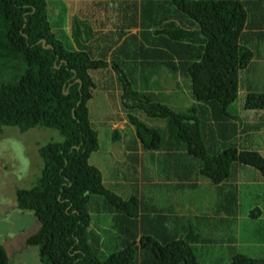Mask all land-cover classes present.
<instances>
[{"label": "trees", "instance_id": "trees-1", "mask_svg": "<svg viewBox=\"0 0 264 264\" xmlns=\"http://www.w3.org/2000/svg\"><path fill=\"white\" fill-rule=\"evenodd\" d=\"M110 4L120 8L128 29L103 33L73 19L67 36L62 27L71 20L65 2L0 0V130L38 128L54 135L38 149L42 163L30 181L36 180L14 194L16 208L31 212L40 225L26 246L37 249L40 264H264V257L235 253L206 263L208 256L194 247L193 237L179 236L184 225L169 216L173 191L192 192L201 179L217 191L237 190L230 181L243 167L245 175L256 170L264 181V152L251 149L257 145L253 137L235 139L246 111H264L263 83L260 89H245L238 111L230 107L254 58L249 45L264 41V0ZM184 16L189 24L192 19L193 28L185 27ZM168 17L173 19L168 22ZM134 30L138 34H129ZM47 45L51 48L45 49ZM155 71L186 74L181 79L190 80L187 87L195 102L175 111L160 104L156 93L149 92L157 84L146 81ZM95 89L119 94L124 118L135 131L126 152L120 153L128 156L124 172L110 168L114 183L122 176L126 182H155L153 170L162 182L156 188L163 192L160 196L122 198L89 164L100 146L87 108ZM141 116L164 120L166 126H149ZM216 125L221 138L214 141ZM137 142L144 153L137 158L149 152L148 163L157 171L142 167L140 177L135 170ZM236 199L232 195L224 209L234 210ZM93 211L112 217H99V224L91 225ZM203 223L211 232L212 220ZM0 264H9L1 244Z\"/></svg>", "mask_w": 264, "mask_h": 264}, {"label": "rangeland", "instance_id": "rangeland-1", "mask_svg": "<svg viewBox=\"0 0 264 264\" xmlns=\"http://www.w3.org/2000/svg\"><path fill=\"white\" fill-rule=\"evenodd\" d=\"M61 1L66 3V17L69 19L72 17L81 18L83 10L89 7V0ZM48 2H55V0H47V4ZM105 10H109L108 5L105 6ZM112 11L115 12L113 9ZM120 13L119 8L118 15ZM67 20L59 22L65 24ZM49 21L51 22V20ZM118 29L116 28V30ZM64 30L68 33V29ZM138 32V30H134L131 31V34H138ZM249 47L250 52L254 54V60L251 59L245 67V75L248 77L251 88L260 89L261 83L264 86V41L258 39ZM109 58L110 56L107 60ZM107 71L114 75L112 70ZM158 72L155 71L152 77H147L146 81L150 83V86L157 84L154 86V90L149 89V92L156 93L160 104L170 109L189 108L193 104L192 96L189 93L190 89L182 83L181 77L178 74L169 76L166 73L159 74ZM141 85L142 83L138 80L137 87L140 88ZM244 92L245 89H238V99L230 106L231 110L238 111L240 109ZM94 95L95 97L87 103V108L92 126L98 132L100 146L98 152L90 156L89 164L100 170L104 178V185L122 198L134 194L145 198L149 197V194L160 196L163 192H156V188L162 182L153 170L149 171L155 182L142 179L137 180V182H126L127 177L122 176V179L118 177V183H114L116 176L111 173L110 168L114 165L119 173L124 172L128 156L123 157L120 153L125 151V147L130 144V141L132 142L135 134L132 126H129L124 118V107L117 92L113 96H109L95 89ZM118 117H120V121H117ZM201 119L207 122L205 119ZM140 120L149 126L160 129L166 126L163 121L147 119L146 116H141ZM205 130H207L206 127ZM114 133H117V138H114ZM208 133L209 130L203 134L207 136ZM53 136L47 130L38 128L26 132H19L15 127H3L0 130V244L6 251L9 264H40L36 255L37 249L26 246L27 239L39 230L40 225L31 212L16 208L14 194L17 189H27L36 180L31 182L29 177L36 174L40 163H42L37 150ZM263 144L259 143L255 146V149L253 147L251 149L255 151L262 148ZM134 145L138 149V146ZM146 153L149 156V152ZM134 154L137 158V152H134ZM137 161L138 164L135 170H138V172L140 170V177L142 176V167H151L157 171L156 167L148 163V157L138 156ZM237 169L241 172H237ZM237 169L234 178L240 180L243 176L242 170L245 168L239 167ZM126 172L132 173L133 170H127ZM253 173V175L242 178L241 184L234 183L237 190L217 191L216 187L211 186L208 194L204 190L197 192L196 190L192 192L177 190L169 196L174 206L172 215L179 219L182 226L184 225L182 229L184 234L191 233L194 236L192 240V242L195 241L193 243L194 247L197 249L202 248L203 254L208 256V259H205L206 263L218 261L217 258H221L223 254L231 255L235 250L233 248H237L253 239L264 242V189L258 188L263 185L264 181L259 172L255 170ZM144 174H146V171ZM117 175L119 176V174ZM259 178L261 179L259 180ZM243 182L245 184L242 187ZM248 183H251L252 186L248 187ZM117 184L118 186L115 187ZM245 187L248 189L245 190ZM259 192L261 194L258 197H253L254 194ZM232 195L237 197V205L234 210L233 206H228L225 210L227 200ZM213 207H223L219 210V216L223 218V221L226 220L224 225L227 228L218 235L203 231V223L200 222V217L204 216ZM209 214L213 215L210 211ZM105 216H108L106 212L97 214V211H93L91 225L96 224L97 226L99 219H101L99 217ZM227 216L230 217L226 218ZM108 217H112V215Z\"/></svg>", "mask_w": 264, "mask_h": 264}, {"label": "crops", "instance_id": "crops-1", "mask_svg": "<svg viewBox=\"0 0 264 264\" xmlns=\"http://www.w3.org/2000/svg\"><path fill=\"white\" fill-rule=\"evenodd\" d=\"M88 2H89V7H87L82 12L83 19H85L91 25L92 28H102V29L111 28V26L108 25L109 21L106 17L107 14L104 10V7L98 6L100 4V2L97 0L96 1L89 0ZM180 18H181L182 23H184V24H187L189 22V19L186 16L180 17ZM94 24L96 26H94ZM243 85H244V89H251L249 86V83H247V78L245 77V75L243 76ZM183 92H185V91H183ZM222 123L230 126V124L228 122H222ZM217 125L213 128V130L215 132L214 141L221 138V133L219 132ZM237 126H238V134H237L235 139H237L240 136L244 137L245 139H247L249 137H253L256 144L264 143V111H257V110L246 111L244 114V119L241 121L240 124H237ZM229 128H231V127H228L226 129V131ZM225 133H224V135H225ZM245 139H243V140H245ZM137 146L139 148V151H137V154H139V155L144 154L143 151L141 150L140 146L139 145H137ZM260 151L264 152V145H262V148H260ZM246 177H248V175H245L243 173V176H241L240 180L237 178H234L232 181H230V183L232 185H233V182L234 183L237 182L238 184H241L242 178H246ZM260 179L261 178H259V180ZM198 184H199V188L196 189V192L199 190H204L206 192V194H208L209 188L211 187V185H209L206 181H204L202 179L198 182ZM244 184L245 183L243 182L242 187ZM248 184H251V183H248ZM262 184L263 185L261 187H258V188L264 189V183H262ZM256 186H257V184H256ZM240 189H242V188H240ZM260 194H261V192H259L258 194H254L253 197H258ZM173 207L174 206L172 204V207L169 208V216L170 217H176V216L172 215ZM219 210H221V207L210 208L209 211L211 213H213V215H211V214L208 215V213H209V211H208L204 216L200 217L201 223H203L204 220H205V222H207V221L210 222L212 220L211 232H208V233L218 235V234L222 233L227 228L224 225L226 223V220L224 219V221H223L222 220L223 218H221L219 216ZM230 216H227L226 218H229ZM203 228H204V230L202 229L203 231H205V230L208 231L204 223H203ZM179 236L180 237L182 236V239H188V236H185L184 232H181ZM189 237H193V239H194V236L191 233H189ZM233 249H235V250H233V252L231 254H233V253L243 254V255H246L248 257H264V242L260 241L258 239H253V240H251V241H249L243 245H240L237 248H233ZM226 255H228V254H223L221 257H224Z\"/></svg>", "mask_w": 264, "mask_h": 264}, {"label": "clouds", "instance_id": "clouds-1", "mask_svg": "<svg viewBox=\"0 0 264 264\" xmlns=\"http://www.w3.org/2000/svg\"><path fill=\"white\" fill-rule=\"evenodd\" d=\"M97 1H99L100 2V4L98 5L99 7H101V6H103L104 7V10H105V6L106 5H108V7H109V10L108 11H106L105 10V12H106V14H107V19H108V21H109V23H108V25H110L111 26V28H108V29H102L101 28V30L103 31V33H109V32H112V31H115L116 30V28H126V29H128V27L126 26V24H125V22H124V19H123V16H122V12L120 13V15H118V11H119V7H115V6H113V5H111L110 4V2H114L115 3V1H120V0H97ZM126 1H128V4H129V6H131L132 4H136V1H138V0H133V3H132V0H126ZM112 9L113 10H115V12H113L112 11ZM130 13V12H129ZM69 19V18H68ZM73 19H75V20H78V21H80V22H85V23H88L85 19H83V17H72L71 19H69V20H71V22H67L63 27H62V31H63V33L65 34V35H67V36H69L70 34H71V29H72V20ZM173 18L172 17H168V19H167V21L169 22V21H171ZM192 24H194L193 23V21H192V19H190V24H189V22L186 24V26L185 27H187V26H189L188 27V29H190V27H192L193 28V26H192ZM88 25L91 27V25L88 23ZM64 29H68V33H67V31L66 30H64ZM91 29H92V27H91ZM194 29H195V27H194ZM200 31V33H201V30H198V32ZM129 34H131V32L129 33ZM201 38V37H200ZM202 38H203V36H202ZM44 41V40H43ZM43 44V43H42ZM44 45H45V41H44ZM48 47H44L45 49H47V48H50L51 46L50 45H47ZM109 57V56H108ZM254 60V59H253ZM255 60H257V59H255ZM109 61H110V58H109V60H106V62L107 63H109ZM109 67H112L111 65H109ZM184 68V66H181V71H182V69ZM184 72V71H183ZM175 75H177V74H175ZM178 75L181 77L182 75H186V74H181L180 75V73H178ZM181 81H182V83L185 85V86H188L189 85V83H190V80L188 81V80H182L181 79ZM238 89H244V85H243V82H241L240 81V83H239V86H238ZM239 95V94H238ZM195 102V100L192 98V103H194ZM167 107V106H166ZM169 108V107H168ZM173 110V109H172ZM175 111V110H174ZM158 120H161V119H158ZM161 121H163L164 123H165V121L164 120H161ZM135 132V131H134ZM136 145H139V143L137 142L136 143ZM140 146V145H139ZM41 147V146H40ZM39 147V148H40ZM38 148V149H39ZM37 152H38V150H37ZM40 165H41V163H40ZM34 168V167H33ZM32 168V169H33ZM37 175V172H36V174H34L33 176H30L29 177V179H31V178H33L34 176H36ZM92 214V213H91Z\"/></svg>", "mask_w": 264, "mask_h": 264}, {"label": "water", "instance_id": "water-1", "mask_svg": "<svg viewBox=\"0 0 264 264\" xmlns=\"http://www.w3.org/2000/svg\"><path fill=\"white\" fill-rule=\"evenodd\" d=\"M42 43L44 44V41H42ZM46 47H48V46H46ZM51 48V47H50Z\"/></svg>", "mask_w": 264, "mask_h": 264}]
</instances>
